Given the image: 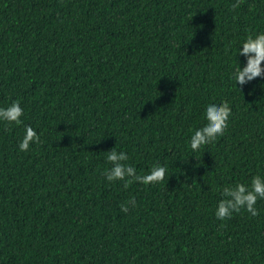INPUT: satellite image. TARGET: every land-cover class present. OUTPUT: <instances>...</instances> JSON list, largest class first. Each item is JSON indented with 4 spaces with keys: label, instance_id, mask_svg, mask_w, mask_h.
Segmentation results:
<instances>
[{
    "label": "trees",
    "instance_id": "16d2710c",
    "mask_svg": "<svg viewBox=\"0 0 264 264\" xmlns=\"http://www.w3.org/2000/svg\"><path fill=\"white\" fill-rule=\"evenodd\" d=\"M235 3L0 0V108L24 109L0 121V264H264V199L215 216L224 186L264 176V76L232 79L264 0ZM224 101L225 135L193 151ZM26 126L41 143L21 151ZM113 148L165 180L108 182Z\"/></svg>",
    "mask_w": 264,
    "mask_h": 264
},
{
    "label": "clouds",
    "instance_id": "9594fccd",
    "mask_svg": "<svg viewBox=\"0 0 264 264\" xmlns=\"http://www.w3.org/2000/svg\"><path fill=\"white\" fill-rule=\"evenodd\" d=\"M243 0H236L232 5L233 9L240 7ZM239 56L247 58L246 66L240 65L232 73V79L237 85H245L258 77L264 76V32L259 34H249L246 40L238 49ZM239 64V62H238ZM24 109L20 101H14L7 108H0V121L17 126L23 124L22 117ZM232 109L227 101L221 104H209L205 110L207 123L196 129L190 138V147L193 151H199L203 146L217 141L219 137L225 135L228 130ZM40 135L31 127H25V135L19 145L21 151H28L30 145L40 144ZM129 156L125 152H118L115 148L107 152V161L112 165L106 169L103 175L108 182L123 181V186L127 189L132 183L137 182L144 185H152L163 182L166 178L167 169L164 166L155 165L149 174L139 175L136 169L126 162ZM222 199L216 207L215 216L224 221L230 219L233 213H240L246 210L253 217L259 215L255 207L258 199H264V176L256 175L252 178L250 185L237 183L234 186H224L221 192ZM136 207L135 197L121 204V210L128 213L130 208ZM223 227V224L221 225Z\"/></svg>",
    "mask_w": 264,
    "mask_h": 264
}]
</instances>
